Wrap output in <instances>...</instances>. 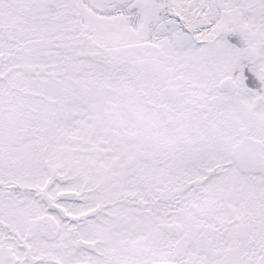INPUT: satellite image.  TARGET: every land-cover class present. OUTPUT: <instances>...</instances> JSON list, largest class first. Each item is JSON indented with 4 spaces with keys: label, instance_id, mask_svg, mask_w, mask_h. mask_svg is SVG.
<instances>
[{
    "label": "snow or ice",
    "instance_id": "6c2138e0",
    "mask_svg": "<svg viewBox=\"0 0 264 264\" xmlns=\"http://www.w3.org/2000/svg\"><path fill=\"white\" fill-rule=\"evenodd\" d=\"M0 264H264V0H0Z\"/></svg>",
    "mask_w": 264,
    "mask_h": 264
}]
</instances>
